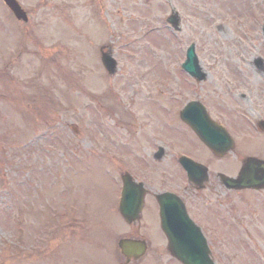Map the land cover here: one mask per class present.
<instances>
[{
    "label": "rangeland",
    "instance_id": "rangeland-1",
    "mask_svg": "<svg viewBox=\"0 0 264 264\" xmlns=\"http://www.w3.org/2000/svg\"><path fill=\"white\" fill-rule=\"evenodd\" d=\"M55 1L60 19L70 22L56 24L59 53L48 70L39 68L38 53L11 51L6 40L0 42V76L12 74L15 83L0 81V96L12 93L0 98V264H123L117 240L126 235L127 224L117 207L119 166L98 144L106 137L118 144L129 140L136 127L122 107L127 100L143 117L148 106L156 105L154 114L162 108L164 113L166 87L158 83L167 70L172 82L184 78L172 64L182 61L189 42H196L202 65L217 55L237 61L236 49L243 46L232 32L241 35L252 15L264 18V0ZM170 5L181 18L174 36L164 21ZM219 23L225 27L217 31ZM101 43H110L117 59L113 77L102 74L96 51ZM5 61L11 65L3 70ZM153 79L156 84L148 88ZM40 87L56 98L57 111L50 108L45 117L36 104L22 102ZM134 88L143 92L132 94ZM69 143L76 145L61 146ZM245 193L236 199L240 225L237 238L233 231L229 238L235 243L212 247L216 264H264V189ZM148 218L154 229V216ZM149 237L158 234L152 230ZM127 264L181 263L164 247L150 246Z\"/></svg>",
    "mask_w": 264,
    "mask_h": 264
},
{
    "label": "flooded vegetation",
    "instance_id": "flooded-vegetation-1",
    "mask_svg": "<svg viewBox=\"0 0 264 264\" xmlns=\"http://www.w3.org/2000/svg\"><path fill=\"white\" fill-rule=\"evenodd\" d=\"M18 1L27 13L26 22L15 19L0 0V42L6 40L11 51L19 48L25 54L36 52L41 61L50 62L57 53L54 39L61 12L59 2ZM262 22L258 17H250L245 31H241L244 42L241 35L232 32L231 36L238 37L239 46H243L241 51L236 49L237 61H221L217 55L215 62L201 64L202 78L194 79L186 74L175 85H166L164 113L162 108L154 114L151 108L156 105L148 106L150 111L145 112L138 137L134 132L127 142L115 148L121 175L131 173L132 179L141 181L145 188L139 219L130 223L128 237L144 239L147 246L167 245L160 228L157 195L169 191L186 207L209 246L230 243L231 223L236 221V199H242L237 196L242 191L227 188L222 174L235 177L248 157L264 159ZM49 39L47 45L45 42ZM234 41L230 44L236 48ZM200 51H204V47ZM229 54L232 58L231 52ZM10 65L5 61L3 70ZM6 76L11 81L13 75ZM186 106L183 116L187 119L184 120L181 112ZM189 121L199 126L205 139L223 150L220 155L195 133ZM106 156L113 160L109 154ZM226 158L228 166L220 167V161ZM190 163L196 166L191 180L183 167ZM169 201L170 206L177 203L175 199ZM148 216L151 219L154 216V229H150L152 222ZM152 230L159 238L146 239L144 234L149 235Z\"/></svg>",
    "mask_w": 264,
    "mask_h": 264
},
{
    "label": "water",
    "instance_id": "water-1",
    "mask_svg": "<svg viewBox=\"0 0 264 264\" xmlns=\"http://www.w3.org/2000/svg\"><path fill=\"white\" fill-rule=\"evenodd\" d=\"M6 5L14 12L17 18L26 19L24 12L20 9L16 0H4ZM174 27L178 24V15L175 11L167 18ZM101 60L109 73H114L116 70V61L111 57L110 51L103 52ZM196 57L193 53V46L191 45L187 51V58L183 63L184 68L195 73L197 68ZM210 145L211 142H209ZM264 162L256 161L253 158L247 159V162L241 168L236 179H231V185L234 188H259L264 187ZM140 193H142L140 187ZM122 200L120 202V211L126 217L128 221L132 219V213L139 210L140 200H135L133 183L129 179H124V190ZM184 211L182 209H170L162 210L161 212V223L163 230L169 237V250L184 264H214L213 261L208 257V248L205 245L203 238L198 234H193L190 227H184L183 223L187 226V217L185 218ZM182 225V226H181ZM194 229V228H193ZM135 243L129 239H120L118 245L121 248L122 253L126 256L133 254L137 257L144 250V246H139L138 251L131 253L130 248Z\"/></svg>",
    "mask_w": 264,
    "mask_h": 264
}]
</instances>
